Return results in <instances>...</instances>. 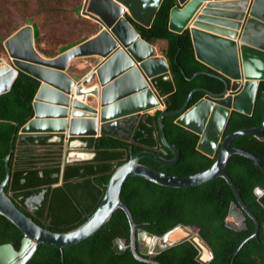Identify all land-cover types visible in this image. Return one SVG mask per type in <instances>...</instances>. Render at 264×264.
<instances>
[{"label": "water", "instance_id": "obj_1", "mask_svg": "<svg viewBox=\"0 0 264 264\" xmlns=\"http://www.w3.org/2000/svg\"><path fill=\"white\" fill-rule=\"evenodd\" d=\"M163 1L86 0L82 14L96 23L98 31L92 38L55 58H46L37 51L31 24L5 41L7 59H0V97L11 91L20 74L40 84L33 102L34 116L21 129V139L52 137V143L64 140L66 147L75 148L81 144L74 140L98 139L108 134L125 138L133 132L142 114L160 110L161 141L174 158L167 160L161 153L149 151L138 155L131 153L127 162L112 175L96 212L78 228L67 233H55L21 211L6 192L11 181L14 135L10 153L5 159L6 177L0 186V216L20 229L24 240L20 250L12 244L0 246V264H28L38 246H51L62 252L66 247L77 246L94 237L119 210L126 214L131 231L129 246H126V241H115L117 254H123L130 248L137 260L162 264L156 260L159 254L189 242L200 251L198 261L210 264L214 253L198 229L179 225L157 237L138 228L133 213L122 200L123 188L132 178L176 190L200 187L223 178L238 202L232 204L229 214V219H234L236 224L228 220V225L238 231L246 229L247 217L256 225L254 235L239 246L235 255L243 246L257 239L261 230L264 233V224L261 225L246 206L227 171L231 157L240 155L252 160L264 172V160L259 155L232 145L237 138L264 133V90L260 97L261 126L243 128L224 137L234 111L249 116L253 114L259 86L264 81V0H176L170 13L169 29L178 34L188 32L196 58L213 71L197 72L188 77L182 70L183 74L188 80H194L202 73H209L224 85L220 92L194 89L183 107L177 110L167 109L155 86L158 77H170L167 59L156 56L153 44L142 38L129 20L131 18L150 28ZM80 59L89 61H79L77 66L73 64ZM72 67H76V71ZM197 92H203L205 96L190 107ZM168 116L178 117L177 124L200 136L197 146L200 152L214 158L219 151L215 163L206 172L176 177L141 163L150 159L164 167H174L180 162V149L166 135L164 119ZM88 156V161L95 158L93 154ZM46 193L45 190L27 201L31 212L34 211L33 204L41 205ZM256 194L264 208V189L258 187ZM147 238L153 242L152 245L146 242Z\"/></svg>", "mask_w": 264, "mask_h": 264}, {"label": "trees", "instance_id": "obj_2", "mask_svg": "<svg viewBox=\"0 0 264 264\" xmlns=\"http://www.w3.org/2000/svg\"><path fill=\"white\" fill-rule=\"evenodd\" d=\"M175 4L176 0H164L150 28L129 18L142 38L150 43L165 41L167 44L163 53L170 66V77H158L155 86L169 110L182 108L196 88L220 92L224 87L221 80L209 73H202L194 80H188L183 74L182 70L188 77L197 72L213 71L196 58L188 32L178 34L169 29L170 13ZM42 10L57 12L51 3L45 4ZM33 26L35 47L46 58H55L94 34L63 44L57 50L44 51L41 48L40 27L38 24ZM7 38H0V47L5 48ZM39 87L38 81L20 74L11 91L0 97V186L6 177L5 159L16 135L10 160L11 181L6 192L18 208L40 226L55 233H67L83 225L99 208L112 175L127 162L131 153L138 155L149 151L161 153L167 160L174 158L172 152L162 144L158 125L161 111L157 110L142 114L128 138L108 134L98 139H79L86 145L82 150L93 153L95 158L66 164L64 140L52 143V137L21 139V129L34 116L33 102ZM263 90L264 81L259 86L252 115L237 111L232 113L224 137L243 128L261 126L263 113L260 97ZM204 96L205 93L197 92L190 107ZM177 118L168 116L164 123L167 138L181 151L180 162L174 167H164L150 159H144L141 163L176 177L206 172L215 163L219 151L214 158L200 152L197 149L200 136L177 124ZM232 145L249 149L264 160V133L237 138ZM227 171L238 186L244 203L263 225L264 208L259 204L256 189H264V172L252 160L240 155L231 157ZM45 190V199L41 205H36L37 211L31 212L27 201ZM122 200L133 213L138 228L154 236L162 237L179 225L198 229L214 253L210 264H264L262 230L257 239L243 246L235 255L239 246L254 235L256 225L248 217L246 229L238 231L228 225L231 206L238 202L223 178L200 187L177 190L132 178L123 188ZM130 231L126 214L119 210L94 237L77 246L66 247L63 252L51 246H38L28 264H151L137 260L130 248L123 254L115 252L116 240L126 241V246H129ZM23 240L22 231L0 216V246L12 244L20 250ZM199 254V249L188 242L164 251L156 260L162 264H203L198 261Z\"/></svg>", "mask_w": 264, "mask_h": 264}, {"label": "rangeland", "instance_id": "obj_3", "mask_svg": "<svg viewBox=\"0 0 264 264\" xmlns=\"http://www.w3.org/2000/svg\"><path fill=\"white\" fill-rule=\"evenodd\" d=\"M47 3L57 8V12L43 11L42 8ZM85 4L86 0H0V38L6 39L29 24H38L42 33V50H57L63 44L77 41L98 31L94 21L82 14ZM2 58L7 59V51L0 47V59ZM79 61L89 59L76 60L73 64L77 66ZM72 69L76 71L77 68ZM64 149L66 164L67 161H71L72 164L77 163L76 161H88L69 158L71 154L89 157L90 154L82 150L81 146L75 148L64 146ZM229 222L236 224L232 218Z\"/></svg>", "mask_w": 264, "mask_h": 264}, {"label": "crops", "instance_id": "obj_4", "mask_svg": "<svg viewBox=\"0 0 264 264\" xmlns=\"http://www.w3.org/2000/svg\"><path fill=\"white\" fill-rule=\"evenodd\" d=\"M95 34H96V33H94V34L92 35V37H93ZM92 37H91V38H92ZM89 39H90V38H89ZM152 44H153V46H154L155 49H156V56L159 57V58L165 57L163 51H164V49L167 47L166 42H165V41H156V42H154V43H152ZM57 140L60 141V138H58Z\"/></svg>", "mask_w": 264, "mask_h": 264}, {"label": "bare ground", "instance_id": "obj_5", "mask_svg": "<svg viewBox=\"0 0 264 264\" xmlns=\"http://www.w3.org/2000/svg\"><path fill=\"white\" fill-rule=\"evenodd\" d=\"M71 159H76V160H87L88 157L87 155H83V154H71ZM182 233V232H181ZM146 242L149 243L150 245L153 244V242L147 238Z\"/></svg>", "mask_w": 264, "mask_h": 264}, {"label": "flooded vegetation", "instance_id": "obj_6", "mask_svg": "<svg viewBox=\"0 0 264 264\" xmlns=\"http://www.w3.org/2000/svg\"><path fill=\"white\" fill-rule=\"evenodd\" d=\"M130 126V124L128 123V127ZM116 137H121V136H116ZM121 138H123V137H121ZM125 138H128V137H125ZM74 142H76L77 144H81V147L82 148H85V144L84 143H82L80 140H74ZM89 154H93V153H89ZM94 155V154H93ZM33 205H35L34 206V210H36L37 211V209H36V204H33ZM35 213V212H34Z\"/></svg>", "mask_w": 264, "mask_h": 264}]
</instances>
